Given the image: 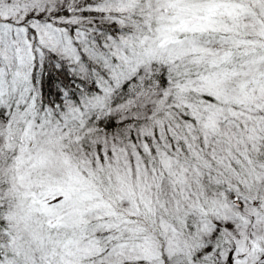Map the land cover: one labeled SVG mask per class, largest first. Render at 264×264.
Returning a JSON list of instances; mask_svg holds the SVG:
<instances>
[{"label":"snow or ice","instance_id":"snow-or-ice-1","mask_svg":"<svg viewBox=\"0 0 264 264\" xmlns=\"http://www.w3.org/2000/svg\"><path fill=\"white\" fill-rule=\"evenodd\" d=\"M0 264H264V0H0Z\"/></svg>","mask_w":264,"mask_h":264}]
</instances>
